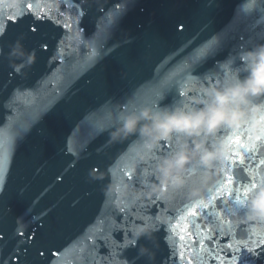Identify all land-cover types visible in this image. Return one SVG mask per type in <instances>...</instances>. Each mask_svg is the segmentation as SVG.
<instances>
[{
    "label": "water",
    "instance_id": "95a60500",
    "mask_svg": "<svg viewBox=\"0 0 264 264\" xmlns=\"http://www.w3.org/2000/svg\"><path fill=\"white\" fill-rule=\"evenodd\" d=\"M45 2L54 15L57 9H66L65 0ZM16 3L18 0H0V19L14 13L11 5ZM65 15L76 18L70 10ZM181 24L183 31L178 27ZM53 27L42 26L36 34L23 32L26 28L23 31L10 28L0 39V101L6 103L3 98L14 87L27 88L31 93L19 97L18 111L0 107V129L16 133L20 124H29L27 131L13 135L7 145L0 229L9 237L5 244L7 251L15 243L11 238L14 221L20 219L32 227L33 218L39 217L47 221L50 232L37 247L51 244L53 250L60 249L61 255L54 264H87L89 237L96 236L100 226L107 228L119 214L118 208L142 215L141 206L145 205L121 202L115 195L105 196L103 185L110 179L125 191L152 178L151 165L137 163L142 151L139 139L130 137L123 143L105 147L107 132H97V125L108 129L127 112L145 106L191 110L192 98L202 94L209 77L210 83H214L244 75L235 53L264 42V0H107L102 12L95 5L87 11L80 23L85 30L83 37L76 38L77 25L73 24L66 44L68 52L74 55L63 65L49 62L56 41L63 34L62 29ZM102 29L108 38L95 44L94 37ZM213 37L220 41L217 54L198 65L195 76L183 74L182 69L196 50ZM17 39L25 54L36 50V63L22 70V75L27 73L26 78L9 77L12 65L27 63L26 55L11 54ZM41 43L48 44L47 52L40 49ZM121 71H127L125 79L120 78ZM181 91L184 96L179 95ZM161 92L162 98L158 95ZM32 114L36 116L34 122L29 120ZM74 128L79 129L75 135ZM220 134L230 132L221 129ZM68 147L80 155L79 161L76 155L69 154ZM94 165L110 168L109 179L92 182L87 173ZM252 167L259 184L264 179V168L256 169L255 164ZM126 171L132 172V181L124 175ZM233 175L239 186L252 182L242 166L234 168ZM24 185L27 188L20 193ZM186 191L178 190L172 200L167 199L164 207L169 212L162 214L165 222L172 219L175 207L183 209L190 203ZM160 206L151 203L147 208L154 211ZM218 208L232 220L236 239H246L253 232L264 233V222L241 223L246 205L230 201ZM229 209L235 210L234 216ZM215 222L214 217H209V223ZM138 240L139 246L147 247L149 253L156 252L154 264H172V250H181L178 236L165 230ZM224 242L222 238L221 243ZM139 246L129 249L122 259H128L129 264H150L147 253L139 254ZM200 257L204 264H209L207 256L200 253ZM28 259L30 264H41L36 248L30 250ZM257 264H264V259Z\"/></svg>",
    "mask_w": 264,
    "mask_h": 264
},
{
    "label": "snow or ice",
    "instance_id": "6c2138e0",
    "mask_svg": "<svg viewBox=\"0 0 264 264\" xmlns=\"http://www.w3.org/2000/svg\"><path fill=\"white\" fill-rule=\"evenodd\" d=\"M65 3L66 9H57L54 15L52 7L45 0H20L19 3L11 5L15 9L14 13L0 19V39L9 32L10 28L22 31L26 28V31L23 32L36 34L40 32L42 26H55L53 28L62 29L63 34H60L57 39L49 62L50 64L59 62L61 65L67 63L70 56L74 55V53L68 52L67 34L75 23L77 25L76 38L83 37L85 30L80 27V23L87 16V12L81 6L80 0H65ZM66 10H70L75 15V20L71 16L65 15ZM108 23H111L110 18ZM178 27L183 31V24ZM107 38V32L102 29L94 37L95 44H101ZM219 43L220 41L213 37L197 49L187 62V67L182 69L183 74L189 77L195 76V68L217 54ZM43 45H47V48ZM40 49L47 52L49 46L47 43H41ZM94 54L95 46L93 45ZM208 82L210 83L211 80L209 79ZM30 94L27 88H11L3 98L6 103L0 101V107L18 111L17 100L19 97H27ZM158 95L162 98L163 92ZM179 95L184 96L185 93L181 91ZM35 119L34 114L30 115V122H34ZM28 127V123L20 124L16 133H10L7 128L0 129V186H6L4 165L7 158V145L13 135L27 131ZM104 130L102 125H97V132ZM78 132L79 129L74 128L73 134ZM260 132L261 135L255 138L251 128L229 134L232 151L223 165L221 174L216 177L213 186L209 188L207 198L189 203L183 209L175 207L173 210L175 214L171 220L165 222L162 219V214L169 212V209L164 207L167 198H154L152 204L154 206L161 205L154 211L149 210L147 205H142V215H132L134 210L125 207L118 208L119 214L109 222L108 227L100 226L97 229V235L89 237L87 264H129V260L122 259V257L129 249L139 246L135 232L137 225L142 223L150 225L154 232L165 230L178 236L181 241V250L178 252L172 250L170 257L172 264H204L200 253L208 257L209 264H257L259 260L264 259V233L253 232L246 239H236V233L232 231V220L228 219V214L218 208L219 204H227L230 201H234L235 205L244 206L250 195H253L260 187H264V179L259 184L255 181L256 172L252 167L255 164L256 169L264 168V128H261ZM67 150L70 155H76L77 161L81 159L79 154L73 153L71 147H68ZM174 150L175 146L172 143L163 142L158 149L161 154ZM241 166L252 177L250 184L237 185L233 169ZM72 167H75V164ZM95 167L98 170L100 168L99 166ZM124 175L128 181L133 180L131 171H126ZM228 211L231 215H235L234 209ZM209 217H214L216 222L209 223ZM33 219L35 223L32 227L21 220L19 223L17 219L14 221L11 238L15 239V243L7 251H5V244L9 237L0 229V264H30L28 257L33 248H36L41 264H54V261L59 259L61 250H53L51 244L37 247L44 236L49 235L50 226L46 220L42 221L39 217ZM197 220H200L201 223H197ZM225 225L229 227L226 229ZM193 228L195 231L192 230ZM222 238L225 240L224 243H221Z\"/></svg>",
    "mask_w": 264,
    "mask_h": 264
},
{
    "label": "clouds",
    "instance_id": "9594fccd",
    "mask_svg": "<svg viewBox=\"0 0 264 264\" xmlns=\"http://www.w3.org/2000/svg\"><path fill=\"white\" fill-rule=\"evenodd\" d=\"M106 2L80 0L86 12L93 5L102 12ZM22 47L17 39L11 54L26 55L27 63L12 65L9 77L22 75L25 67L36 63V50L25 54ZM43 47L47 48V45ZM235 55L239 57L244 75L237 74L231 80L208 83L201 95L192 98L191 110L145 106L138 111L127 112L117 124L104 130L107 132L105 147L123 143L130 137L139 139L142 151L137 163L152 167L150 182H141L140 187L125 191H121L118 182L109 179L110 168L98 170L94 166L89 169L87 176L92 182L109 179L101 189L105 196L115 195L121 202L128 200L150 205L154 198L172 200L178 190L187 189L186 197L190 203L205 198L210 182L221 174L232 151L229 135L220 134L221 129H227L231 134L251 128L255 138L261 135L260 129L264 128V42L241 48ZM26 77L27 73L23 72L22 78ZM126 77L127 71H121L120 78ZM162 142L172 143L175 150L159 153ZM26 188L27 185H24L19 192L23 193ZM3 195L4 186H0V196ZM246 209L241 223L264 222V187L249 196ZM135 235L138 240L145 235L153 236L154 232L142 223L137 225ZM138 251L141 256L147 253L150 264H154L155 251L149 253L144 246H139Z\"/></svg>",
    "mask_w": 264,
    "mask_h": 264
}]
</instances>
